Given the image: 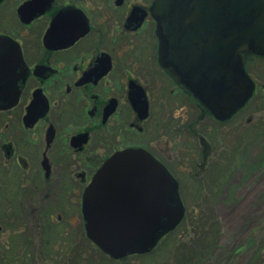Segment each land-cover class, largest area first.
Wrapping results in <instances>:
<instances>
[{"label":"flooded vegetation","instance_id":"obj_1","mask_svg":"<svg viewBox=\"0 0 264 264\" xmlns=\"http://www.w3.org/2000/svg\"><path fill=\"white\" fill-rule=\"evenodd\" d=\"M155 2L0 1V37L20 45L27 72L16 104L0 110V240L66 222L86 233L85 191L119 152L151 153L177 179L183 198L179 173L206 171L215 159L212 129L226 139L245 126L264 130L257 100L264 55L243 54L254 95L219 120L178 81L174 67L160 63ZM202 122L211 124L204 133L196 130ZM189 135L201 145L200 158ZM14 214L25 217L26 227L6 225Z\"/></svg>","mask_w":264,"mask_h":264},{"label":"water","instance_id":"obj_2","mask_svg":"<svg viewBox=\"0 0 264 264\" xmlns=\"http://www.w3.org/2000/svg\"><path fill=\"white\" fill-rule=\"evenodd\" d=\"M154 13L160 63L217 119L251 100L256 86L243 54L264 55V0H156ZM26 77L20 45L1 36L0 110L16 104ZM186 212L177 179L139 148L112 156L83 199L86 235L114 261L150 254Z\"/></svg>","mask_w":264,"mask_h":264},{"label":"rangeland","instance_id":"obj_3","mask_svg":"<svg viewBox=\"0 0 264 264\" xmlns=\"http://www.w3.org/2000/svg\"><path fill=\"white\" fill-rule=\"evenodd\" d=\"M257 100L264 105V89ZM261 108L258 114L264 115ZM210 125L199 123L196 130L204 133ZM256 129L245 126L239 137L227 139L212 129L213 163L206 171L179 173L188 217L150 254L114 261L95 249L85 232L71 230L66 222L40 234L30 229L4 235L0 264H256L253 260L259 258L264 264V130ZM189 138L194 139L190 148L200 158L198 139ZM5 221L10 228H24L27 220L14 214Z\"/></svg>","mask_w":264,"mask_h":264},{"label":"trees","instance_id":"obj_4","mask_svg":"<svg viewBox=\"0 0 264 264\" xmlns=\"http://www.w3.org/2000/svg\"><path fill=\"white\" fill-rule=\"evenodd\" d=\"M187 217H188V213H187ZM85 238H86V240L89 242V243H91V245H93V247L95 248V249H97L99 252H101L91 241H89V239L87 238V236H85ZM263 250V249H262ZM261 250V251H262ZM264 251H262L261 253H263ZM102 253V252H101ZM104 255V257H108V256H106L105 254H103ZM261 258H262V256H261ZM260 259V258H259Z\"/></svg>","mask_w":264,"mask_h":264}]
</instances>
